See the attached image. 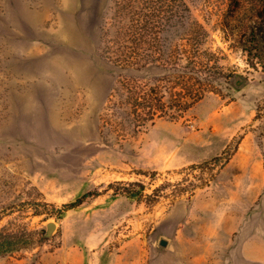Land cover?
Listing matches in <instances>:
<instances>
[{"label": "rangeland", "instance_id": "374dc122", "mask_svg": "<svg viewBox=\"0 0 264 264\" xmlns=\"http://www.w3.org/2000/svg\"><path fill=\"white\" fill-rule=\"evenodd\" d=\"M155 5L174 44L191 14L236 76L183 117L135 132L110 104L127 73L104 48ZM256 8L0 0V232L21 242L0 264H264L247 254L264 238V63L240 43ZM132 183L140 198L116 194ZM90 192L100 196L58 212Z\"/></svg>", "mask_w": 264, "mask_h": 264}, {"label": "trees", "instance_id": "16d2710c", "mask_svg": "<svg viewBox=\"0 0 264 264\" xmlns=\"http://www.w3.org/2000/svg\"><path fill=\"white\" fill-rule=\"evenodd\" d=\"M256 5L254 25L249 33L242 35L245 40L240 43L251 60L263 64L264 0H256ZM149 9V14L134 12L136 19L131 27L121 26L114 37L108 32L110 38L104 48L105 58L127 73L118 80L110 104L117 114L130 118L135 132L154 125L157 120L183 117L207 95H222L223 83L229 84L236 76V71L225 70L221 64L225 60L223 52L212 49L210 33L191 14L187 17L183 44H174L167 29L171 18H164L156 5ZM155 70L163 74L155 75ZM130 72H145L146 77L128 76ZM213 161L216 165L220 159ZM137 187H141L140 184L132 183L116 194L138 199L143 193ZM99 196L98 192L87 193L58 212L74 210ZM20 243L14 234L0 232V257L13 252Z\"/></svg>", "mask_w": 264, "mask_h": 264}, {"label": "crops", "instance_id": "0c3cea01", "mask_svg": "<svg viewBox=\"0 0 264 264\" xmlns=\"http://www.w3.org/2000/svg\"><path fill=\"white\" fill-rule=\"evenodd\" d=\"M248 256H252L253 258H256L257 260L264 263V238H263V245L261 250L251 251L250 248L247 249Z\"/></svg>", "mask_w": 264, "mask_h": 264}, {"label": "water", "instance_id": "95a60500", "mask_svg": "<svg viewBox=\"0 0 264 264\" xmlns=\"http://www.w3.org/2000/svg\"><path fill=\"white\" fill-rule=\"evenodd\" d=\"M55 227H56L55 224H49V225H48V231H47V234H48V235H51L52 232L55 230ZM160 245H161L162 247H166V246L168 245V242L165 241V240H162L161 243H160Z\"/></svg>", "mask_w": 264, "mask_h": 264}]
</instances>
